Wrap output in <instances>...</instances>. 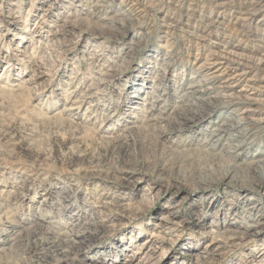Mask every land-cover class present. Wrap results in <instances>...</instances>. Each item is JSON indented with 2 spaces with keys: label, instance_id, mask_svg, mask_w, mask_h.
Wrapping results in <instances>:
<instances>
[{
  "label": "rangeland",
  "instance_id": "374dc122",
  "mask_svg": "<svg viewBox=\"0 0 264 264\" xmlns=\"http://www.w3.org/2000/svg\"><path fill=\"white\" fill-rule=\"evenodd\" d=\"M224 48L254 73L264 0H0V264H264V103L199 69Z\"/></svg>",
  "mask_w": 264,
  "mask_h": 264
},
{
  "label": "bare ground",
  "instance_id": "6f19581e",
  "mask_svg": "<svg viewBox=\"0 0 264 264\" xmlns=\"http://www.w3.org/2000/svg\"><path fill=\"white\" fill-rule=\"evenodd\" d=\"M240 14H242V16H243V14L251 15L252 13L248 11L246 13H244V12L241 13L240 12ZM55 42H57V41H55ZM207 53H208V55L207 56L205 55L206 57H205L204 61L200 64L199 69H202V68L203 69L204 68L205 69L206 68L207 69L209 68L208 70L211 69L212 71L210 73H211V75H213V77L214 76H222V77L224 76L225 77V80L223 79L224 80L223 81L224 88H227L230 91L232 90V87L234 85L239 84V82H241L240 80L244 81V87L241 90H244L245 92L246 91L247 92L246 93H243V95L241 93L240 95L243 98H240L239 99V100H243L244 99L243 102H244L245 105H243L244 107H243V112L242 113H244L246 117L248 115H251V117L249 116L250 119L252 118V115H253V117H254V115L256 116L257 115V112L260 111L259 109L257 110V107L258 106H262V104L264 103V98L263 99H260L261 97H259V96H261L262 91L264 92V53L257 59L258 61L256 63V67H255L256 70L254 71V73L252 72L253 68L251 67V65L249 63L246 62V59L236 56V54L233 51L231 52V50L229 51V50H226L224 48L221 51H211V52L209 51ZM259 72H260V74H259ZM193 92H196V91L193 90ZM237 94L235 96L234 93L230 92V93L225 94V97L228 98V100H232L234 98L236 99L237 97H240L239 94H238V96H237ZM226 98H225V100H226ZM239 100H237V101H239ZM204 103L205 102H202V106L205 105V104L207 106L209 105V104H207V101H206L205 104ZM210 103H212V102H210ZM224 103H226V102H224ZM207 106H205V107H207ZM197 111L199 112L201 110H199V109L196 110L195 109L194 111H192V109H191V112L192 113H195L196 114V113H198ZM241 118L242 117H240V120H241ZM254 118L255 119L252 118L251 120L262 121L264 119V117H260V118L254 117ZM243 119H245V118H243ZM154 120H155V118H154ZM228 120H231V118L230 119L228 118L225 121H228ZM226 127H228V126H226V123L224 122V123H222L220 125V127L218 126L217 128L214 129L215 130V131H213L214 133L211 132L213 134V137H215V139L213 141L216 140V142H217L220 138H222V136L225 135V133L228 132V128L229 127L228 128H226ZM213 141L211 143H209L210 148L215 147V144L216 143L213 142ZM231 148H232V151H233L236 147L234 148V146H231ZM258 163H259V161L255 163V165H254L255 166V169L256 168H259V170L260 169H264V162H261L260 164H258ZM227 167H229V165H227Z\"/></svg>",
  "mask_w": 264,
  "mask_h": 264
}]
</instances>
